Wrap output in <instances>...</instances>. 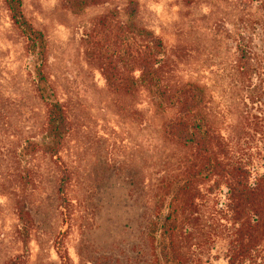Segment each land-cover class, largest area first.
<instances>
[{
	"label": "rangeland",
	"instance_id": "374dc122",
	"mask_svg": "<svg viewBox=\"0 0 264 264\" xmlns=\"http://www.w3.org/2000/svg\"><path fill=\"white\" fill-rule=\"evenodd\" d=\"M129 1L107 0L75 12L64 0H24L26 16L45 35L46 72L55 97L66 106L71 130L57 156L38 152L18 165L16 144L29 135L40 137L46 106L34 92L39 62L0 0V264L21 253L26 264L157 262L163 237L152 224L166 212L157 208L158 187L165 176L174 180L184 157L162 131L176 109L157 112L143 88L132 96L115 95L84 55V35L95 17L112 10L121 17ZM137 1L139 20L165 43L168 81L196 82L205 89L206 113L222 142L217 150L225 161L244 164L254 180L264 172L262 2ZM241 34L249 42L250 76L239 67ZM20 166L33 176L26 189L33 218L26 246L7 181ZM63 169L70 176L66 201L58 190ZM214 185L201 183L202 195L187 211L191 218L184 227L190 233L183 229L180 236L187 264L227 263L235 225L224 186L211 190ZM248 264L264 260L250 258Z\"/></svg>",
	"mask_w": 264,
	"mask_h": 264
},
{
	"label": "trees",
	"instance_id": "16d2710c",
	"mask_svg": "<svg viewBox=\"0 0 264 264\" xmlns=\"http://www.w3.org/2000/svg\"><path fill=\"white\" fill-rule=\"evenodd\" d=\"M106 1L64 0L63 3L78 12ZM254 1L262 2L264 7V0ZM3 2L13 26L26 38L27 52L39 62L35 70L34 92L46 106L40 137L29 135L21 139L13 151L14 163L22 165V161L38 152L57 156L71 130V121L65 104L55 97L46 72L44 33L26 16L24 0ZM117 13L112 10L95 17L84 35L85 58L101 70L108 89L115 95L132 96L143 88L149 92L157 112L176 109L175 116L164 122L162 131L167 140L184 151L180 173L174 180L163 177L158 187L157 208H164L166 212L162 219L152 224V231H159L163 237L156 264H187L180 236H184L181 235L183 229L190 233V229L184 227L191 218L187 211L202 195L199 185L209 181L215 184L211 190L224 186L229 219L235 225V238L226 264H248L250 258L258 257L264 260V172L258 173L251 181V172L244 164L224 160L216 148V145H222L221 138L215 133L206 113L205 89L196 82L168 81L165 43L139 20V2L130 0L121 17ZM237 52L241 71L250 76L252 56L247 37L243 34L239 37ZM14 170L7 175V181L12 183L8 193L15 199L18 235L26 246L33 226L26 189L33 183V176L27 167L21 169L20 166ZM69 178L68 170L63 169L58 190L64 201ZM8 264H26L25 254L16 255Z\"/></svg>",
	"mask_w": 264,
	"mask_h": 264
}]
</instances>
